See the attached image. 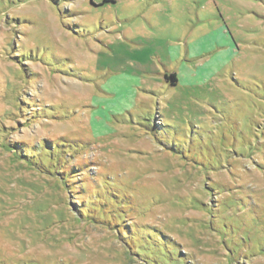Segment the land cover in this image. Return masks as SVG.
<instances>
[{
	"label": "rangeland",
	"instance_id": "374dc122",
	"mask_svg": "<svg viewBox=\"0 0 264 264\" xmlns=\"http://www.w3.org/2000/svg\"><path fill=\"white\" fill-rule=\"evenodd\" d=\"M0 264H264V0H0Z\"/></svg>",
	"mask_w": 264,
	"mask_h": 264
},
{
	"label": "trees",
	"instance_id": "16d2710c",
	"mask_svg": "<svg viewBox=\"0 0 264 264\" xmlns=\"http://www.w3.org/2000/svg\"><path fill=\"white\" fill-rule=\"evenodd\" d=\"M103 2H106V1H103ZM169 80H170L171 84L174 85L176 83L175 75L174 74H171L169 76Z\"/></svg>",
	"mask_w": 264,
	"mask_h": 264
}]
</instances>
